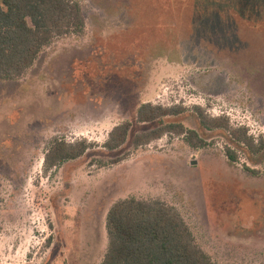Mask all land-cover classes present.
Segmentation results:
<instances>
[{"label": "rangeland", "instance_id": "rangeland-1", "mask_svg": "<svg viewBox=\"0 0 264 264\" xmlns=\"http://www.w3.org/2000/svg\"><path fill=\"white\" fill-rule=\"evenodd\" d=\"M70 1L82 36L55 38L0 81V264H100L107 212L128 198L174 208L215 264H264V153L237 150L231 164L224 137L206 132L201 149L132 143L156 127L135 122L144 103L181 107L166 121L190 129L199 107L264 138V0ZM127 121L124 146L105 150ZM55 139L89 148L47 168Z\"/></svg>", "mask_w": 264, "mask_h": 264}, {"label": "trees", "instance_id": "trees-1", "mask_svg": "<svg viewBox=\"0 0 264 264\" xmlns=\"http://www.w3.org/2000/svg\"><path fill=\"white\" fill-rule=\"evenodd\" d=\"M85 21L81 8L70 0H0V81L21 78L34 64L41 51L55 38L82 36ZM197 128L183 123L167 122L184 113L181 107L141 104L135 114L139 125L156 127L135 135L133 146H147L164 136H177L193 149H201L206 141L201 134H221L226 145L225 158L237 164V150L256 157L264 153V138H253L245 127H233L226 117H211L199 107L193 108ZM132 123L115 126L103 148L120 149L128 140ZM86 142H51L44 158L47 168L80 159L88 150ZM117 160L115 162H119ZM253 176L259 171L244 166ZM107 249L100 264H215L199 248L191 230L180 214L160 201L134 198L113 204L106 215Z\"/></svg>", "mask_w": 264, "mask_h": 264}]
</instances>
